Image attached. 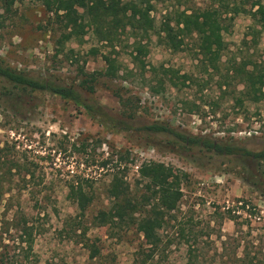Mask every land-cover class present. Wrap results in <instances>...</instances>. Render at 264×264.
Returning a JSON list of instances; mask_svg holds the SVG:
<instances>
[{"label":"rangeland","instance_id":"1","mask_svg":"<svg viewBox=\"0 0 264 264\" xmlns=\"http://www.w3.org/2000/svg\"><path fill=\"white\" fill-rule=\"evenodd\" d=\"M236 1L246 2V10L255 1L264 5V0ZM152 3L156 25L176 12L212 7L211 0ZM172 25L183 38L175 52L155 35L143 42L141 54L126 39L113 52L96 41L91 30L81 43L71 40L60 46V26L40 0H15L8 11L0 0V56L8 67L35 79L52 76L61 84L76 85L82 73L103 71V56H110L120 65L118 77H100L94 94L76 91L82 101L102 106L130 127L100 125L82 107L48 93L19 91L0 98V162L20 166L12 191L0 202V221L23 214L33 225L29 259L19 264H264V191L247 182L242 163L186 148L173 133L143 129L157 122L175 133L209 135L252 151L264 149V135L231 134L264 121V100L237 105L243 87L229 72L233 62L264 59V31L246 14L226 23L227 46L218 71H213L204 68L196 38L185 36L182 21ZM153 66L160 77L169 70L175 85L165 78L164 89L152 93ZM0 89L4 91L1 82ZM111 89H120L131 101L134 119L123 115ZM149 161L164 163L181 175L182 197L159 231L161 243L154 257L146 261L148 246L135 227H92V221L109 206L112 175L120 172L137 194L138 167ZM70 185H81L93 197L84 214L68 197ZM91 243L100 250L95 260L88 258L86 244ZM245 250L249 258L242 262Z\"/></svg>","mask_w":264,"mask_h":264},{"label":"trees","instance_id":"2","mask_svg":"<svg viewBox=\"0 0 264 264\" xmlns=\"http://www.w3.org/2000/svg\"><path fill=\"white\" fill-rule=\"evenodd\" d=\"M152 1L40 0L45 10L53 15L55 23L60 26L61 33L57 41L60 46L71 40L81 43L88 30H91L96 41L105 43L113 52L121 39H126L131 40L136 53L141 54L146 46L143 42L149 41L152 35L175 52L183 45V38L182 31L172 25V22L182 21L185 36L196 38L204 68L213 71H218V64L227 46L223 36L226 23L231 22L239 14H246L252 19L254 27L264 31V5L259 1H255L251 8L246 10V2L211 0L212 7L208 9L192 11L186 9L176 12L174 18L167 15L159 25H156L154 17L151 16L154 10ZM14 2L15 0H4L5 10L8 11ZM103 61L106 65L103 71L82 73L76 85H65L59 83L56 77L35 79L25 72L16 71L8 67L0 56V82L4 89V91L0 89V98L10 97L19 91L48 93L82 107L89 117L100 125L129 130L127 123L109 115L102 106L82 101L76 91L78 88L94 94L100 77L109 80L118 77L120 65L117 61L106 55L103 56ZM145 68L146 66L142 65V70ZM149 69L155 80V84L149 85L152 93L158 94L164 89L165 78H168L170 85H175L172 76L168 75L171 73L169 70H164L160 77L158 67L153 66ZM229 72L243 87L239 92L240 97L235 100L237 105L244 101L257 104L264 100V59L257 62H233ZM111 91L124 109L123 115L134 119L136 111L130 107L131 101L122 96L120 89ZM143 129L149 133H173L186 148H199L219 157L226 156L239 160L247 170V182L260 192L264 191V149L252 151L236 142L213 139L209 135L175 133L166 125L157 122ZM19 169L17 162L9 164L0 162V202L6 192L12 191L15 183L13 177L15 174L19 176ZM26 174L32 177L28 171ZM180 176L164 163L152 161L141 163L136 181L137 188L140 189L136 194L130 190L125 177L120 172H115L107 190L109 206L106 210L98 211L93 218L92 227L107 226L110 229L135 227L138 233L143 234L145 244L148 246V253H143L145 260L153 258L161 243L159 231L168 223L171 213L177 209L182 197ZM68 197L80 214H84L93 201L92 195L81 185H70ZM29 224V220L23 214L0 221V264H19L28 261L32 250L29 240L33 230V225ZM86 248L90 260L100 256V250L95 244H86ZM247 258L249 253L245 250L240 261L245 262Z\"/></svg>","mask_w":264,"mask_h":264},{"label":"built area","instance_id":"3","mask_svg":"<svg viewBox=\"0 0 264 264\" xmlns=\"http://www.w3.org/2000/svg\"><path fill=\"white\" fill-rule=\"evenodd\" d=\"M231 134H237L239 136L244 135L247 137L264 135V121H254L249 127H245L242 130L232 131Z\"/></svg>","mask_w":264,"mask_h":264}]
</instances>
